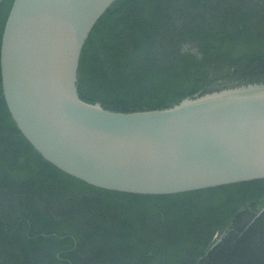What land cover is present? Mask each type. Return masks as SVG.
<instances>
[{"label":"trees","instance_id":"16d2710c","mask_svg":"<svg viewBox=\"0 0 264 264\" xmlns=\"http://www.w3.org/2000/svg\"><path fill=\"white\" fill-rule=\"evenodd\" d=\"M15 0H0V264H264V179L174 195L93 187L17 127L1 73ZM264 84V0H117L80 62L83 101L164 110Z\"/></svg>","mask_w":264,"mask_h":264},{"label":"water","instance_id":"95a60500","mask_svg":"<svg viewBox=\"0 0 264 264\" xmlns=\"http://www.w3.org/2000/svg\"><path fill=\"white\" fill-rule=\"evenodd\" d=\"M117 0H15L1 48L3 93L50 164L96 188L164 196L264 179V84L123 113L83 101L86 42Z\"/></svg>","mask_w":264,"mask_h":264}]
</instances>
